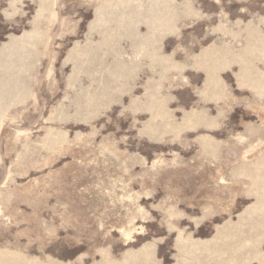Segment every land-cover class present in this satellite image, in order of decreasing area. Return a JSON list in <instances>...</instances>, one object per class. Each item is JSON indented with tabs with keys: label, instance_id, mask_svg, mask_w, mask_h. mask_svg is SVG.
<instances>
[{
	"label": "rangeland",
	"instance_id": "374dc122",
	"mask_svg": "<svg viewBox=\"0 0 264 264\" xmlns=\"http://www.w3.org/2000/svg\"><path fill=\"white\" fill-rule=\"evenodd\" d=\"M0 264H264V0H0Z\"/></svg>",
	"mask_w": 264,
	"mask_h": 264
}]
</instances>
